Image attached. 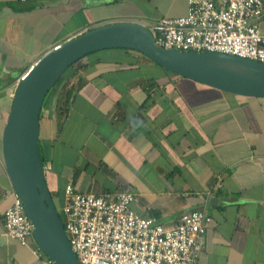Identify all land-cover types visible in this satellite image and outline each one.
<instances>
[{"label": "crops", "instance_id": "1", "mask_svg": "<svg viewBox=\"0 0 264 264\" xmlns=\"http://www.w3.org/2000/svg\"><path fill=\"white\" fill-rule=\"evenodd\" d=\"M187 0H0V264H52L5 234L11 188L2 135L22 75L48 49L101 24L148 28ZM40 114L39 149L62 207L79 192H132L131 207L173 227L206 207L197 264H264V97L167 71L138 50L93 51L69 68Z\"/></svg>", "mask_w": 264, "mask_h": 264}, {"label": "built area", "instance_id": "2", "mask_svg": "<svg viewBox=\"0 0 264 264\" xmlns=\"http://www.w3.org/2000/svg\"><path fill=\"white\" fill-rule=\"evenodd\" d=\"M263 21L264 0H187L184 16L162 17L149 29L163 48L264 62ZM64 194L60 215L81 264H197L212 220L206 207L184 213L173 227H165L131 207L132 192L97 195L68 183ZM7 195L12 203L3 216L5 234L29 246L35 241L34 223L13 184Z\"/></svg>", "mask_w": 264, "mask_h": 264}, {"label": "water", "instance_id": "3", "mask_svg": "<svg viewBox=\"0 0 264 264\" xmlns=\"http://www.w3.org/2000/svg\"><path fill=\"white\" fill-rule=\"evenodd\" d=\"M135 49L164 69L227 93L264 97V62L221 52H185L155 43L143 23L115 21L98 25L48 49L20 78L2 135L3 160L26 214L33 237L53 264H81L48 187L39 149L40 114L48 93L67 69L83 56L105 48ZM227 60L249 68L221 67Z\"/></svg>", "mask_w": 264, "mask_h": 264}, {"label": "bare ground", "instance_id": "4", "mask_svg": "<svg viewBox=\"0 0 264 264\" xmlns=\"http://www.w3.org/2000/svg\"><path fill=\"white\" fill-rule=\"evenodd\" d=\"M215 62L218 63L219 65H221V67L224 66V67L232 69V70H236V71H240V72H247V73L252 72L249 68H247L243 65L231 62V61L217 60Z\"/></svg>", "mask_w": 264, "mask_h": 264}, {"label": "trees", "instance_id": "5", "mask_svg": "<svg viewBox=\"0 0 264 264\" xmlns=\"http://www.w3.org/2000/svg\"><path fill=\"white\" fill-rule=\"evenodd\" d=\"M116 48H118V47H116ZM76 62H77V61H76ZM76 62H75V63H76ZM75 63H73L69 68L73 67V65H74ZM69 68H68V69H69ZM68 69H67V70H68ZM64 74H65V73H64ZM64 74H63V75L60 77V79L57 81V83H56V85L54 86V88L58 85V83H59L60 81H62V79H63V77H64ZM175 74H176V73H175ZM54 88H53V89H54ZM51 91H52V90H51ZM51 91H50V92H51ZM50 92L48 93V95L50 94ZM48 95H47V97H48ZM47 97H46V98H47ZM45 100H46V99H45ZM44 103H45V102H44ZM41 157H42V159H43V156H42V155H41ZM43 161H44V159H43ZM43 161H42V162H43ZM59 213H60V212H59Z\"/></svg>", "mask_w": 264, "mask_h": 264}, {"label": "rangeland", "instance_id": "6", "mask_svg": "<svg viewBox=\"0 0 264 264\" xmlns=\"http://www.w3.org/2000/svg\"><path fill=\"white\" fill-rule=\"evenodd\" d=\"M262 24H263V29H264V21L262 22ZM168 71V70H167ZM170 72V71H169ZM173 73V72H172ZM57 209H58V211L60 212V206L58 205V203H57Z\"/></svg>", "mask_w": 264, "mask_h": 264}]
</instances>
